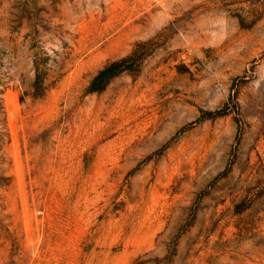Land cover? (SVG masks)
Returning a JSON list of instances; mask_svg holds the SVG:
<instances>
[{
  "label": "rangeland",
  "instance_id": "374dc122",
  "mask_svg": "<svg viewBox=\"0 0 264 264\" xmlns=\"http://www.w3.org/2000/svg\"><path fill=\"white\" fill-rule=\"evenodd\" d=\"M0 264H264V0H0Z\"/></svg>",
  "mask_w": 264,
  "mask_h": 264
},
{
  "label": "trees",
  "instance_id": "16d2710c",
  "mask_svg": "<svg viewBox=\"0 0 264 264\" xmlns=\"http://www.w3.org/2000/svg\"><path fill=\"white\" fill-rule=\"evenodd\" d=\"M121 62L117 64H113L109 68L103 70L99 76L97 77V84H100V87H103L107 84L113 77L120 74L122 72ZM101 88H98L100 90Z\"/></svg>",
  "mask_w": 264,
  "mask_h": 264
}]
</instances>
